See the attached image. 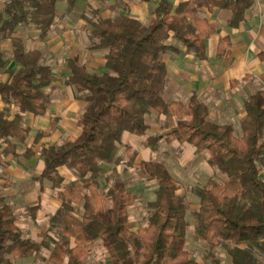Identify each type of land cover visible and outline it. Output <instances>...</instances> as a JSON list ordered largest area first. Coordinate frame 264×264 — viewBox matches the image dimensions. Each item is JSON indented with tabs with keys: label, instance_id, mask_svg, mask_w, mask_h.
Returning a JSON list of instances; mask_svg holds the SVG:
<instances>
[{
	"label": "trees",
	"instance_id": "trees-1",
	"mask_svg": "<svg viewBox=\"0 0 264 264\" xmlns=\"http://www.w3.org/2000/svg\"><path fill=\"white\" fill-rule=\"evenodd\" d=\"M75 2L3 0L0 44L11 47L8 56L0 52V73L7 74L0 83L3 155L34 157L32 148L26 147L30 130L23 115L45 116L50 105L46 90L54 81L42 53L26 51L17 28H31L44 41L55 28L57 4L64 3L68 14ZM254 4L255 0H191L173 6L170 0H161L146 23L125 16L124 8L122 14L90 24L89 49L107 51L104 71L90 74L79 62L67 60L70 76L64 85L86 103L76 122L80 133L74 140L61 139L42 148L39 156L44 168L33 179L49 183L58 192L60 205L48 217L41 240L34 241L18 228L13 208L0 196V264H15L43 252L49 264H87L85 257L96 245L106 251L110 264H198L186 250L188 206L176 180L159 162L135 163L137 151L131 147L125 148L126 160L117 157L123 134L140 137L153 150L166 139L207 153V165L223 178L191 190L198 199L194 235L207 244L212 257L222 247L231 264H264V97L257 92L246 100L239 135L233 125L209 120L207 106L195 93L186 103L163 100L169 82L165 56L181 49L197 61L206 60V40L215 28L201 17V10L227 13L228 27L236 29ZM229 48V39H220L216 58L225 60ZM258 59L264 61V52ZM11 108L15 111L12 117ZM150 115L164 116L167 131L147 135L146 117ZM40 139L38 135L33 143ZM18 147H25L20 155ZM109 164L136 167L157 183L155 199L147 204L144 228L132 229L128 210L135 196L123 182L100 191L99 179ZM61 170L74 180H68ZM38 210L40 201L29 208L33 220Z\"/></svg>",
	"mask_w": 264,
	"mask_h": 264
},
{
	"label": "crops",
	"instance_id": "crops-1",
	"mask_svg": "<svg viewBox=\"0 0 264 264\" xmlns=\"http://www.w3.org/2000/svg\"><path fill=\"white\" fill-rule=\"evenodd\" d=\"M160 1L76 0L73 9L68 14H66V5L61 6L62 14H57L55 28L44 41H40L38 32L31 28H17L16 35L23 40L25 50L40 51L44 62L51 66L54 76L52 86L46 90L50 105L45 116L34 118L28 114L23 115L24 125L30 130L26 139V147L32 148L35 153L34 157L39 156L42 148L54 145L61 139L74 140L80 133L76 122L83 114L86 103L75 97L74 90L66 87L64 80L70 76L67 65V60L70 59L79 62L90 74H101L104 71V57L107 51L89 49L90 24L98 19H109L116 13L122 14L124 8L128 11L124 13L125 16H130L140 23H146ZM186 1L191 0H170V3L177 6ZM60 4L62 3L57 4V11ZM201 17L207 19L215 28V33L206 40V60H195L191 55H186L178 43L173 42L180 52L164 57L169 82L164 91L163 100L166 103H186L195 93L207 106L209 120L219 125L230 124L239 127L244 117L246 100L257 92L264 97V61L258 59V54L264 52V0H255L254 6L246 13L244 22L236 29L228 27V14L225 12L214 10L208 13L206 9H202ZM224 37L229 39V54L225 60H218L216 58L217 46L219 40ZM5 45L10 47L9 43ZM10 53L11 47L9 55ZM0 78L3 82L7 79V74L0 73ZM3 108L0 101V110ZM14 112L11 108V117ZM151 118L155 120L153 126H150L148 122ZM164 121V116H147L146 124L149 126L147 135L154 136L149 134L152 132L157 136L166 132ZM38 135H41V139L34 144V139ZM123 137L122 141L126 140ZM133 141L142 142L144 145L141 138ZM166 144L184 147L190 153V160L201 154H196L197 152L189 148L188 144L179 145L174 140L163 139L156 150L144 145L140 152L141 150L131 147L137 151L135 163L147 161L149 151H161ZM22 148L24 147L17 149L19 155L25 150ZM4 149L5 146L1 145L0 166L11 163V160L24 159L3 155ZM38 149H40L39 154L36 153ZM34 157L29 160L24 159L26 165L31 166ZM38 158L40 159V166L37 169L39 176L44 164L41 158ZM66 178L70 181L74 180L71 174Z\"/></svg>",
	"mask_w": 264,
	"mask_h": 264
},
{
	"label": "rangeland",
	"instance_id": "rangeland-1",
	"mask_svg": "<svg viewBox=\"0 0 264 264\" xmlns=\"http://www.w3.org/2000/svg\"><path fill=\"white\" fill-rule=\"evenodd\" d=\"M2 4L3 0H0V6ZM61 6H65V4L59 5L58 15L62 14ZM9 51L10 47L0 44V52L8 56ZM148 122L150 126H153L155 120L151 118ZM234 129L235 134L239 135L240 126H234ZM149 134L156 136L152 132ZM123 136V139L129 141L123 140L117 146V157H123L126 160L125 148L127 146L139 151L141 150L140 152H142L143 143L133 141L134 139L140 140V138L128 134ZM189 148L195 150L192 146H189ZM162 149L157 152L149 151L147 161L163 164L176 180L179 193L186 198L188 206L187 221L189 224L186 232V250L190 253L191 259L199 264H231L230 258L224 248H217L212 257L209 255L207 244L200 241L193 233L195 225L193 212L198 207V199L192 194L191 190L207 187L213 181L219 182L223 178L222 175L206 165L205 159L208 157L207 153H201L202 157L197 155L190 160V153L184 147L166 144ZM39 151L40 149L36 153L39 154ZM194 152L196 153V151ZM38 157L40 156L34 157L31 166L30 164L26 165V161L22 158L11 160V163L0 166V196H4L5 202L13 208L18 228L22 230L26 238L35 241L41 240V233H44L49 226V215L53 214L60 204L58 192L54 191L49 183L45 181H33V178H36L39 173L37 171L40 166V159ZM137 161L139 160L137 159ZM106 169L105 176L99 179L100 191L106 192L116 181L123 182L126 189L135 196V201L128 210V218L132 224V229L144 228L148 217L147 204L155 199L157 183L154 180H150L136 167L126 168L123 165L115 166L109 164L106 166ZM61 171L65 177L70 175L65 170ZM261 177L264 179V172L261 174ZM39 201L40 210H38L36 218L33 220L29 208L36 206ZM47 257L48 254L43 252L30 259L16 260L15 264H49ZM214 258L218 260V263L214 261ZM85 262L87 264H110L106 251L98 245L90 248L85 257Z\"/></svg>",
	"mask_w": 264,
	"mask_h": 264
},
{
	"label": "built area",
	"instance_id": "built-area-1",
	"mask_svg": "<svg viewBox=\"0 0 264 264\" xmlns=\"http://www.w3.org/2000/svg\"><path fill=\"white\" fill-rule=\"evenodd\" d=\"M0 83H1V78H0Z\"/></svg>",
	"mask_w": 264,
	"mask_h": 264
}]
</instances>
